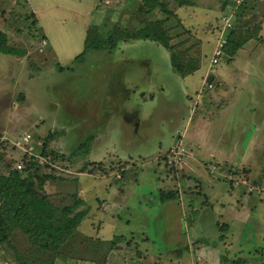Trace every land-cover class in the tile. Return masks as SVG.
I'll list each match as a JSON object with an SVG mask.
<instances>
[{
  "label": "rangeland",
  "instance_id": "1",
  "mask_svg": "<svg viewBox=\"0 0 264 264\" xmlns=\"http://www.w3.org/2000/svg\"><path fill=\"white\" fill-rule=\"evenodd\" d=\"M159 1L0 0V30L25 52L0 53V173L13 145L35 155L45 145L60 157L41 169L55 177L44 191L81 197L89 212L77 231L115 247L87 260L59 254L52 264L103 256L106 264H264V1L249 15L260 40L212 65L226 1L175 9L166 0L174 15L162 26L181 60L196 65L185 77L169 50L145 39L74 62L89 26L138 30L164 20ZM231 98H240L236 108L223 111ZM90 163L93 175L78 173ZM162 191L176 198L162 202ZM234 204L245 214L236 220L227 215ZM13 240L24 245L19 234ZM12 254L0 246V264H18Z\"/></svg>",
  "mask_w": 264,
  "mask_h": 264
},
{
  "label": "trees",
  "instance_id": "2",
  "mask_svg": "<svg viewBox=\"0 0 264 264\" xmlns=\"http://www.w3.org/2000/svg\"><path fill=\"white\" fill-rule=\"evenodd\" d=\"M173 1L175 9L187 4L185 0ZM225 1L221 10L227 13L232 6V0ZM250 1L245 0L233 14L232 28L227 32L223 46L224 56L230 59L235 56L245 42L251 39L260 40L259 32L254 29L255 24L250 22L252 17L249 16L251 12H248L252 9L246 8ZM263 1L255 0V2ZM157 6L159 11L165 14L164 20L147 22L138 30L123 28L119 24H115L109 29L98 25L89 26L84 38V49L74 58V62L82 63L89 52L110 53L118 46L119 42L145 39L171 52V67L179 76L185 77L194 72L196 69L194 61L192 59L187 61L184 58L181 60L180 52L175 51L176 46L170 43L171 37L162 26L165 20L174 15V12L166 0L159 1ZM0 53L18 57L25 55L23 50L9 45L6 34L1 30ZM53 137L49 135L46 142L52 141ZM7 145L6 140L5 146ZM13 148L16 151L14 157L5 160L6 173H0L1 249L7 248L11 254L14 252L12 257L15 261L17 260L18 264H52L54 257L59 254L71 259H75L73 257L79 254L84 260H87L85 258L90 254L95 259L99 252L108 253L115 249L110 240L93 239L77 231L78 225L89 212L87 206L80 209L84 202L77 194L61 189L54 193L44 191L45 184L55 180V177L44 174L41 169L49 167L52 160L60 156L53 155L52 152L46 153L45 145L38 155L22 152L14 145ZM17 165H20V168H17ZM92 166L91 163L90 165L84 164L78 173L93 175L96 170L90 168ZM159 194V199L162 202L176 198L175 192L162 191ZM16 234H19L24 240L22 247L15 246L13 237ZM76 236H80V239H76ZM115 238L117 240L124 239V236H114L113 239ZM223 258L225 261V257ZM107 261L108 258L103 256L101 264H106ZM234 262L235 264L245 263L242 260L233 261V264Z\"/></svg>",
  "mask_w": 264,
  "mask_h": 264
},
{
  "label": "built area",
  "instance_id": "3",
  "mask_svg": "<svg viewBox=\"0 0 264 264\" xmlns=\"http://www.w3.org/2000/svg\"><path fill=\"white\" fill-rule=\"evenodd\" d=\"M244 1L245 0H232V6L229 8L227 13L222 17V19H221V21H222V29L219 32L218 39H217L215 48H214L213 53H212V59H211V64L212 65L216 64L218 59L222 58L224 56V54H223V46L225 44L226 37L223 38V32L225 30L227 32L229 30H231L233 14H234L235 10L238 8V6L241 5ZM27 139H28V137L25 140H27ZM174 149H176V147L172 148L170 150V154L173 155L174 160L175 159H177V161L181 160L180 155L183 153V150H179L178 152H176ZM28 152L29 153H33V148H31L29 146L28 147ZM17 168H20V165H17Z\"/></svg>",
  "mask_w": 264,
  "mask_h": 264
},
{
  "label": "crops",
  "instance_id": "4",
  "mask_svg": "<svg viewBox=\"0 0 264 264\" xmlns=\"http://www.w3.org/2000/svg\"><path fill=\"white\" fill-rule=\"evenodd\" d=\"M256 1H257V0H256ZM249 3H250L251 6H254V7L260 4V2H255V0H251ZM258 10H259V7H258V8L255 7L254 9H252L251 11H249L248 13L251 12L250 14H253V15H254L255 13H257ZM261 27H262V25H261ZM260 30H261V28H260ZM208 73H209V72H207V73L205 74V76H203V74H202V75H201V80H205V79L207 78V76H208V75H207ZM254 73H255V72H254ZM254 73H252L251 75L254 76ZM214 77H215V76H213V79H214ZM213 79H212V80H213ZM212 80H211V81H212ZM214 80H215V79H214ZM212 82H213V81H212ZM155 88H156V89H155L154 91H156V90H158V89H159V90H162V88H157V87H155ZM238 93L240 94V92H238ZM239 94H238V96H239ZM238 99H240V98H231V100H230L231 102H228V105L226 106V108H223V111H225L229 105L231 106V107H230L231 109H232V108L235 109L236 107H235L234 102H235L236 100H238ZM262 100H263V98L260 97L259 101L262 102ZM230 108H229V109H230ZM229 109H228V111L231 110V109H230V110H229ZM221 113H222V112H221ZM241 141H242V140H240V142H241ZM118 195H122V196H124V191H123L122 189H119V190H118ZM80 198H81V197H80ZM81 199H82V198H81ZM235 205H237V204H234L233 207L230 208V209H231L230 212L227 213V215H231L232 218H233L234 220L239 219L240 216H244V215H245V214L241 211V208H237V206H235ZM222 210L224 211L225 209L222 208ZM229 225L232 226V223L230 222ZM228 230H229L228 232L230 233V232H231L230 227H229ZM229 233H228V234H229ZM187 244H188V243H187ZM196 252H197V251H196Z\"/></svg>",
  "mask_w": 264,
  "mask_h": 264
},
{
  "label": "water",
  "instance_id": "5",
  "mask_svg": "<svg viewBox=\"0 0 264 264\" xmlns=\"http://www.w3.org/2000/svg\"><path fill=\"white\" fill-rule=\"evenodd\" d=\"M212 79H213V75H208L207 78H206V80H205L206 84L209 85ZM177 139L178 138L176 137L175 140H174V142H173V146L176 144Z\"/></svg>",
  "mask_w": 264,
  "mask_h": 264
}]
</instances>
